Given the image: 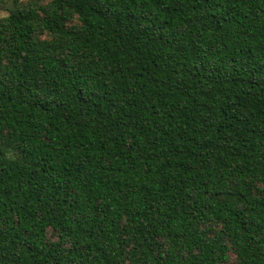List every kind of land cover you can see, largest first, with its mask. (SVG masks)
<instances>
[{
	"label": "trees",
	"instance_id": "1",
	"mask_svg": "<svg viewBox=\"0 0 264 264\" xmlns=\"http://www.w3.org/2000/svg\"><path fill=\"white\" fill-rule=\"evenodd\" d=\"M0 264H264V0H0Z\"/></svg>",
	"mask_w": 264,
	"mask_h": 264
},
{
	"label": "clouds",
	"instance_id": "2",
	"mask_svg": "<svg viewBox=\"0 0 264 264\" xmlns=\"http://www.w3.org/2000/svg\"><path fill=\"white\" fill-rule=\"evenodd\" d=\"M4 15H6V14H4Z\"/></svg>",
	"mask_w": 264,
	"mask_h": 264
}]
</instances>
